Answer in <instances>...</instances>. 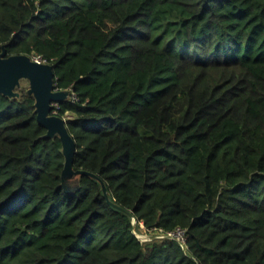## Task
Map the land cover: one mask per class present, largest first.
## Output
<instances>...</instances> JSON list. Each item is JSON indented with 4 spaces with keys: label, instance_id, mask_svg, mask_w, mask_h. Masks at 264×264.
Masks as SVG:
<instances>
[{
    "label": "trees",
    "instance_id": "16d2710c",
    "mask_svg": "<svg viewBox=\"0 0 264 264\" xmlns=\"http://www.w3.org/2000/svg\"><path fill=\"white\" fill-rule=\"evenodd\" d=\"M4 47L54 66L82 172L0 93V264H264V0H0Z\"/></svg>",
    "mask_w": 264,
    "mask_h": 264
},
{
    "label": "water",
    "instance_id": "95a60500",
    "mask_svg": "<svg viewBox=\"0 0 264 264\" xmlns=\"http://www.w3.org/2000/svg\"><path fill=\"white\" fill-rule=\"evenodd\" d=\"M6 54L4 47L0 52V93L11 97L19 96L15 88L20 84V79L30 78L32 87L29 93L36 98L38 120L48 127L49 136L59 134L63 140L67 157L65 175L82 172H75L72 169L75 141L66 128V120L57 115H50L54 109V103L67 99L70 93L68 90L56 89L54 66L35 62L28 55L6 56Z\"/></svg>",
    "mask_w": 264,
    "mask_h": 264
},
{
    "label": "built area",
    "instance_id": "2783aa9c",
    "mask_svg": "<svg viewBox=\"0 0 264 264\" xmlns=\"http://www.w3.org/2000/svg\"><path fill=\"white\" fill-rule=\"evenodd\" d=\"M33 61L38 62V63H47V64H51L46 58H44L42 55H34L31 57ZM73 100L77 101L78 97L77 96H73ZM60 108V102H56L54 103V109L53 112L57 114L58 109ZM66 119V118H65ZM162 237H170L173 239L178 240L179 242H181L183 245L186 243L187 240V234H186V230L178 227L176 230L174 231H169L168 233L161 235Z\"/></svg>",
    "mask_w": 264,
    "mask_h": 264
},
{
    "label": "rangeland",
    "instance_id": "374dc122",
    "mask_svg": "<svg viewBox=\"0 0 264 264\" xmlns=\"http://www.w3.org/2000/svg\"><path fill=\"white\" fill-rule=\"evenodd\" d=\"M21 86L22 87H24L25 89H29V85H30V83H29V81L28 80H26V79H22V81H21ZM55 86H56V78H55ZM69 96H70V93H69ZM68 96V97H69ZM51 115H56V113H54V112H52V114ZM65 119V118H64ZM66 120V119H65ZM69 179H71V178H69ZM72 180V179H71ZM137 225V224H136ZM135 232H136V234L138 235V237L142 240V241H148V240H150L152 237H153V233H149V232H147L146 230H145V228H144V226L142 225V223H141V225H139V226H137L136 227V230H135Z\"/></svg>",
    "mask_w": 264,
    "mask_h": 264
},
{
    "label": "crops",
    "instance_id": "0c3cea01",
    "mask_svg": "<svg viewBox=\"0 0 264 264\" xmlns=\"http://www.w3.org/2000/svg\"><path fill=\"white\" fill-rule=\"evenodd\" d=\"M22 79H26V80L29 81V83H30V85H29V89H28V92H29L30 89H31V87H32V84H31V80H30V78H28V77H22V78L20 79V84L15 88V91L18 92L19 89L24 88V87L21 86V85H22V84H21ZM57 90H58V89H57ZM60 91H66V90H60ZM18 93H19V92H18ZM52 112H53V111L50 112V115L52 114Z\"/></svg>",
    "mask_w": 264,
    "mask_h": 264
}]
</instances>
